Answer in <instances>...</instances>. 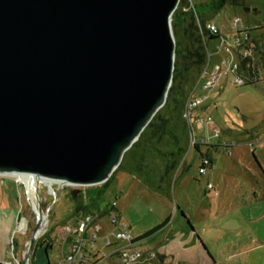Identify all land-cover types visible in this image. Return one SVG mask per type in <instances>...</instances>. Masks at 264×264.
<instances>
[{
    "label": "water",
    "instance_id": "95a60500",
    "mask_svg": "<svg viewBox=\"0 0 264 264\" xmlns=\"http://www.w3.org/2000/svg\"><path fill=\"white\" fill-rule=\"evenodd\" d=\"M179 2L0 0V175L108 180L167 100Z\"/></svg>",
    "mask_w": 264,
    "mask_h": 264
},
{
    "label": "rangeland",
    "instance_id": "374dc122",
    "mask_svg": "<svg viewBox=\"0 0 264 264\" xmlns=\"http://www.w3.org/2000/svg\"><path fill=\"white\" fill-rule=\"evenodd\" d=\"M191 1L192 3H200L205 0ZM245 7H249L250 10L246 11ZM237 16L242 17L245 24L251 27H259L252 30L253 36H258L264 32V0H245L243 6L225 5L210 20L223 29H228L231 21ZM263 84L264 70L259 72V79L255 83H246L244 85L234 84L232 74L225 73V76L221 77L215 88L205 92L208 95L209 100L207 102L209 106L204 115L206 117L210 116L213 124L221 130V139L225 138V141L239 143L237 145L241 147V149L239 148V165H235L233 169L235 173L233 176H236L233 179L234 183H238L241 180L238 178H241V172L245 171L243 161L255 160L249 141L258 142L264 140ZM210 131L213 133V130ZM200 132L198 131L197 135ZM251 134H254V136L252 137ZM213 139L215 141L219 140V138ZM201 153H206L205 146H202L200 151H197L195 147L189 148L182 163L187 169L182 167L176 172L172 183L171 198L163 197L156 193L159 198H164L163 201H159L158 199L152 200L141 195L140 197L138 192H136L135 196L124 192L122 200L118 204L121 213L118 210L114 212L118 213L124 221L132 226V236L137 237L139 233L154 228L170 218L169 223L153 236L138 241V243H141L139 249H158L160 251V243L164 244L168 241L170 233H177L182 227L186 231L191 230L189 221L197 227L205 224V222L207 223V214H212L215 206L211 204L212 202L208 204L209 202L204 200L202 196L205 188H207V174L201 175L199 173ZM213 154L220 162L222 159L226 161L232 160V157L227 152L224 153L223 146L213 152ZM10 176L13 175L0 176V196L7 194L17 210H22V214L28 222L27 231L18 232L15 242H13L14 250L17 254H20L19 251L24 237L26 240L25 250L29 248L31 236L37 225V216L41 217L42 222L48 223L45 229L37 236L29 258L26 262L23 261L22 264H31V255H33V264H58L63 261V251L57 243L53 242L54 246L45 251L46 243H43L44 237H54L58 233L59 228L70 221L74 204L79 199L85 200V197L91 198L94 196L96 197V205L104 207L108 205V201H115L116 198H119L121 192L124 191L121 187L127 184L125 179L120 178L119 185L113 179L106 191L101 195H98L96 190L99 184L73 186L71 188L53 184L54 194V192L50 191L49 181H37L38 193L36 191L35 197H32L30 188L23 178L14 176L21 183L19 184L16 183L15 178ZM76 187L81 189V193L76 194L77 199L75 200L72 190ZM176 204L180 208L176 207ZM99 224L102 227V233H105V238L115 240L114 231L117 229L113 230L114 227L108 221L107 215L99 218ZM105 238H101V244H103ZM40 241L42 242L40 243ZM206 253L204 252V254ZM236 261L237 264H264V258L261 257L259 251L243 255L240 258L237 257Z\"/></svg>",
    "mask_w": 264,
    "mask_h": 264
},
{
    "label": "crops",
    "instance_id": "0c3cea01",
    "mask_svg": "<svg viewBox=\"0 0 264 264\" xmlns=\"http://www.w3.org/2000/svg\"><path fill=\"white\" fill-rule=\"evenodd\" d=\"M209 61V71L214 72L216 66L220 65L221 57L219 54L213 53ZM225 73L226 72H223L221 74L218 82L222 76H225ZM218 82L211 88H215ZM202 83L195 89V95L201 96L204 94L207 96V99L193 111L192 117L194 135L197 141H200L203 137L208 141L206 144L200 142L199 147L201 150V147L205 146L206 153L204 155L208 154L209 157H211L212 162L206 173L207 184L209 182L213 183L218 194L215 196L212 191L205 188L202 196L204 200L209 202L208 204L212 202L211 204L215 206V209L212 214H207V223L205 222V224L200 227L194 224L192 225L189 221L191 224L190 231H186L185 228L182 227L179 232L170 233L168 241L164 244L160 243V251L156 249L158 254V259L155 261L156 264H237V257L240 258L243 255L252 254L254 251H259L261 257L264 258V140L258 142L254 140L249 141L255 160L252 161L249 159L243 161L245 171L243 170L241 172V178H238L241 180L238 183H234L233 179H235L236 176H233L235 174L233 169L235 165H239V148L241 149V147L237 145L239 143L236 144L225 141V138L221 139L222 132L220 136H215V125L213 122L202 127L201 120L206 117L204 114L209 106L207 102L209 100L208 95L205 92L211 89L203 88ZM210 130H213V133ZM198 131H201L199 135H197ZM205 131L206 133H204ZM251 136L253 137L254 134H251ZM213 138H219V140L215 141ZM256 144L257 146H255ZM222 146L224 153L227 152L232 157H230L232 160L226 161L222 159L220 162L214 157L213 152ZM182 167H184L183 164L179 166L178 170ZM10 177L15 178L14 176ZM120 178L127 180V184L121 187L124 191L121 192V196L116 198L115 201H108L107 203L116 202V208L120 213L121 209L118 207V204L121 202L124 192L132 195L134 194V196L136 192H138L139 196L148 197L152 200L158 199L159 201H163L164 198H159L157 194L166 197L147 187L135 175L124 171H118L114 178V182H118V185ZM15 181L21 184L17 178H15ZM176 207L180 208L177 204ZM22 218H24L22 210H17L15 204L8 195L4 194L0 196L1 264H9V262L14 260V257H17L21 263L24 261L25 255L23 252L25 251L26 245L25 237L22 239L23 243L19 251L20 254H17L13 245ZM73 219L74 218H71L70 221ZM168 223L169 221L166 225ZM130 229L133 230L131 225ZM147 231H143L137 236ZM55 236H51L53 241L45 237L43 241L50 243L49 248L54 246L53 242L57 243L61 246L64 255V253L67 252V245H62L57 239V236ZM123 244L122 242H115L112 247L106 248L105 250L110 255L102 264H118L119 256L117 253L113 254V252ZM140 245L141 243L136 242L134 247H139ZM204 252L207 253L204 254ZM161 255L163 259L160 258ZM88 257L94 259L95 256L94 254L88 253ZM32 259L33 255H31V264H33ZM58 264H62V261Z\"/></svg>",
    "mask_w": 264,
    "mask_h": 264
},
{
    "label": "trees",
    "instance_id": "16d2710c",
    "mask_svg": "<svg viewBox=\"0 0 264 264\" xmlns=\"http://www.w3.org/2000/svg\"><path fill=\"white\" fill-rule=\"evenodd\" d=\"M244 3L245 0H205L200 3L180 0L172 16L176 55L173 81L167 100L139 138L125 152L119 166L109 179L97 186L98 195L106 191L118 171H124L138 177L150 189L171 198L174 176L191 148L192 127L185 117L186 102L190 94L199 86L200 76L208 62L210 52L215 50L218 39L210 30H203L201 24L213 18L225 5L243 6ZM258 28L254 27L253 30ZM252 42L253 56L241 61L245 75L254 77L250 78L249 83H255L259 79V72L264 70V32L253 36ZM199 144L198 142L195 145L197 151H200ZM204 156L209 157L208 154L201 153V158ZM96 203L94 196L85 197V200L79 199L74 204L70 219H78L88 214L103 216L117 210L112 204L110 209L109 204L99 207ZM169 219L135 237L133 242L152 236L165 226ZM45 238L53 239L51 236ZM43 243H46L47 251L50 243L46 241ZM160 258L163 259V256L161 255Z\"/></svg>",
    "mask_w": 264,
    "mask_h": 264
},
{
    "label": "built area",
    "instance_id": "2783aa9c",
    "mask_svg": "<svg viewBox=\"0 0 264 264\" xmlns=\"http://www.w3.org/2000/svg\"><path fill=\"white\" fill-rule=\"evenodd\" d=\"M201 27L203 30H210V32L216 34L218 37L215 44V50L210 52L208 62L200 76L199 83L203 82V88L207 89L213 87L218 82V79L223 72L232 74L233 83L236 85L249 83L251 80L250 78L254 77H248L245 75V69L242 68L241 61L253 56V49L251 45L253 44L252 30L254 27L245 24L243 18L238 16L231 21L230 28L228 29H223L212 20L206 21L205 24H201ZM213 53L220 55L221 62L220 65L216 66V70L214 72H210L209 60ZM206 99V95L203 94L201 96H197L195 95V91H193L186 102L185 117L188 119V122L192 127V136L190 141L191 147H195L198 142L203 144L208 143L204 137L200 141H197L194 135L192 117L193 111ZM201 121L202 127H205L208 123L212 122V118L207 116ZM214 134L215 136L221 135V130L216 125L214 126ZM210 165L211 159L208 156L202 157L199 166V173L201 175H205ZM53 184L69 188L75 186L68 182L52 180L50 187L52 190L51 192H54V194L55 191L52 187ZM207 188L212 191L215 196L218 194L213 183L209 182L207 184ZM111 204L112 206H116V202H111L108 205V208L110 209ZM106 215L108 216V221L114 227L113 230H118H116L117 232L114 231L115 240L105 238V234L102 233V227L99 224V218L101 216L98 215H83L81 218H74L72 221L63 224L59 228L58 233L56 234L57 239L62 245H67V252L63 255L62 264H102V262L110 255L105 249L112 247L115 242L124 243L113 252V254L117 253L119 256L118 264H155L158 257L156 250H145L139 249V247H134L136 242H133L135 237L131 235L130 225L114 211H110ZM27 228L28 222L25 218H22L18 227V232L21 233L22 230H25L26 232ZM101 238H105L103 244H101ZM28 249L23 252L25 256L28 253ZM88 253L94 254V259H90L88 257ZM9 264L22 263L17 257H14V260L9 262Z\"/></svg>",
    "mask_w": 264,
    "mask_h": 264
},
{
    "label": "bare ground",
    "instance_id": "6f19581e",
    "mask_svg": "<svg viewBox=\"0 0 264 264\" xmlns=\"http://www.w3.org/2000/svg\"><path fill=\"white\" fill-rule=\"evenodd\" d=\"M18 177L23 178L27 182V184H28V186L30 188V191L32 193V197L36 194V191L38 193V189L36 187V182L37 181H46V182L49 181L50 183L52 182V180H50V179L49 180L48 179H43V178H40V177H38L36 175H30V174H19ZM50 191H52L51 190V187H50ZM47 224L48 223L42 222V224L40 225V230L38 231L37 236L45 229V227L47 226Z\"/></svg>",
    "mask_w": 264,
    "mask_h": 264
}]
</instances>
